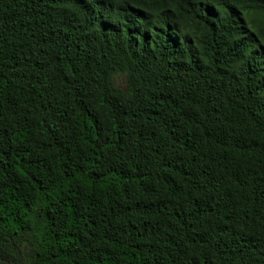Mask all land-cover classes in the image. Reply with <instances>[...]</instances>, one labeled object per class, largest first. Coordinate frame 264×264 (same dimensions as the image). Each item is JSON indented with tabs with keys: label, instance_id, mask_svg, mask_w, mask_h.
<instances>
[{
	"label": "trees",
	"instance_id": "obj_1",
	"mask_svg": "<svg viewBox=\"0 0 264 264\" xmlns=\"http://www.w3.org/2000/svg\"><path fill=\"white\" fill-rule=\"evenodd\" d=\"M0 264H264V0H0Z\"/></svg>",
	"mask_w": 264,
	"mask_h": 264
}]
</instances>
